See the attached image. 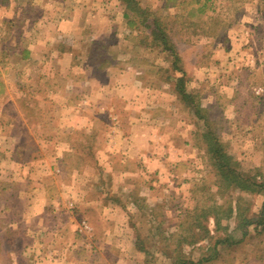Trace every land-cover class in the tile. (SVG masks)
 Listing matches in <instances>:
<instances>
[{"label":"rangeland","instance_id":"374dc122","mask_svg":"<svg viewBox=\"0 0 264 264\" xmlns=\"http://www.w3.org/2000/svg\"><path fill=\"white\" fill-rule=\"evenodd\" d=\"M31 1L0 0V264H46L47 248L31 244L50 236L36 234L29 207L35 189L43 197L47 185L56 198L39 222L65 224L71 247L77 235L70 229L81 222L78 264L103 263V250L87 239L91 223L101 236L105 219L134 224L144 264H200L202 255H212L210 264H264V0H138L147 13L122 0H68L55 11H74V40L47 38L52 11ZM87 7L100 16L78 12ZM158 17L180 69L146 26L155 28ZM137 79L149 81L148 90ZM110 105L124 132L110 127ZM137 121L149 127L155 152L169 157L166 171L144 178L160 199L137 198L139 210L128 193H140L143 181L125 171L139 163L122 148ZM209 128L245 181L262 186L225 185L208 151ZM110 139L120 146L108 148ZM99 173L104 196L91 188ZM109 197L119 199L111 210L103 205ZM191 221H202L209 238L188 244L203 234L189 230ZM228 236L233 243L218 242Z\"/></svg>","mask_w":264,"mask_h":264},{"label":"crops","instance_id":"0c3cea01","mask_svg":"<svg viewBox=\"0 0 264 264\" xmlns=\"http://www.w3.org/2000/svg\"><path fill=\"white\" fill-rule=\"evenodd\" d=\"M69 1L68 0H32L31 3L32 4H38L40 3V5H46L48 9H51V13L49 14V10L46 9L44 12L46 14H49V17H46V20H50L51 22H47L46 28L43 29V32L45 34H47V38H51V39H58V38H69L72 39V36H75V34H77V36L79 35L78 30L80 29L77 28L75 29V25L76 22L74 23V20L76 19V15L74 18V11H67L66 15L64 16L65 11H62L61 13H57L56 8L59 9L58 5H62V4H67ZM70 3V2H69ZM4 4V3H3ZM93 5H94V1H93ZM6 6L7 3H5V9H4V13H6ZM66 7V6H65ZM55 8V9H54ZM61 8V7H60ZM90 8H93L91 10H89ZM98 7H87V8H83V9H78V12L80 13H86L89 15V17L94 21V19L98 18L100 16V12L96 11ZM53 9V10H52ZM68 9V8H67ZM84 10V11H82ZM90 11V12H88ZM59 16V17H57ZM57 17L58 19H61V22H57V20H55ZM71 22H73V24L71 25ZM49 24V25H48ZM71 25V26H70ZM45 45L47 46V43H45ZM146 49V47L144 48ZM205 70H208L207 68H205ZM207 76H211V74H207ZM138 80V79H137ZM140 82V84L138 82H136V86L143 88L144 90H148L147 88V83L149 82H145V80H138ZM133 83V82H132ZM131 83V84H132ZM167 84H170L169 82H166ZM149 85V84H148ZM83 101H86V98L82 99ZM81 100V101H82ZM85 105V104H84ZM109 111L108 115L109 117H111L113 119V126L110 125L111 128H113V132L120 133L121 131L124 132V130L121 127V122H119L117 120L118 118V114L116 113V111L114 110V108L110 105L108 106ZM102 110H105V108H101L100 112H102ZM140 113H137L136 117H140L143 115V111H139ZM186 125V124H185ZM131 131L132 134L128 133L127 136H125L124 140H122V142L125 143V145L122 148H130V156H132L131 160H137V162L139 163V165H137L136 167H131L130 169H125V171H129L131 172L136 178H140V180L143 181V188L141 190H139L140 193H135L132 189V191L130 193H128L129 195V203L135 207V210H139L138 206V202L136 201V199L138 198L140 201H148V200H159L160 196L157 193V190H155V186H153L151 184L150 181H147L146 179H144L147 176V172H151L153 174H155V176H159L158 174L163 173V171H166V165L169 164V157L168 156H160L159 153H156L154 148L151 147L152 145H150V135H149V127L144 124L142 121H137L131 124ZM141 133V134H140ZM123 137V136H122ZM128 137L130 138L128 140ZM114 138H118V135H115ZM121 142V141H120ZM119 142H117V140L114 139V142L112 141V139L109 140V143H106V146L108 148H112L115 147L117 148L118 146H120L118 144ZM166 144V143H165ZM168 147L171 148V143H168ZM117 146V147H116ZM152 150V151H151ZM163 162V163H162ZM164 162H166L164 164ZM162 165H165L164 167H162ZM147 167V169H145V167ZM112 169V168H111ZM115 173V172H114ZM101 176L97 179V181H95L93 183L95 191L100 194V196H104L105 194L103 193V185H102V181L105 182L104 179H102V173H99ZM149 175V174H148ZM116 176V175H114ZM112 177V176H111ZM110 177V178H111ZM138 179H136L135 182H137ZM150 185H149V183ZM155 184V183H154ZM44 196L41 197V189L36 188L34 193H33V198L31 201V206L29 208H31L32 210V214L36 217H34L35 219L31 222V223H35L36 224V229H38L36 231V234H38L39 232H46L47 235L50 236V239H48L45 243V245H43L42 242V235L41 237H39L40 239L36 238L31 246H32V250L35 251V248H37V251H40V249H44L45 247L47 248V250H43L41 252H45V255L43 258H47V260H45L46 264H67V262L65 261V259H69L71 260L72 264H78V260H80V258L77 256L79 253L80 249H75L76 247H78L81 243H83L85 240L83 238H80V236L78 235L77 232H82L80 230V225L81 222H78V220H76V223L74 225H72L71 227V232L73 231L75 233V235H77V237L74 239V241L71 243L73 244V246L71 247L70 245L68 246L66 243L67 238H68V233L69 231L66 228L65 224H60V225H41L42 223L39 222L40 219V215L41 213L44 211V205H50L51 203L54 202L56 195H55V191L53 189V185H47L44 188ZM134 193V194H133ZM111 194H114V192L111 191ZM159 196V197H157ZM140 197V198H139ZM39 198V199H38ZM118 199V197H117ZM115 198L111 199V197H109V200L103 204L106 208L110 207V210L115 206L116 207V203L114 204V200L115 201H119V199L117 200ZM61 201H63V197L61 196ZM94 200H92L91 202H93ZM64 202V201H63ZM160 202V201H159ZM69 203L71 204L72 202L69 201ZM113 203V204H112ZM103 205H101V208L103 207ZM93 206V207H98V204H92V205H88ZM100 208V209H101ZM105 208V209H106ZM118 209V208H117ZM127 213H129L130 211L127 210V207L124 208ZM133 212V211H132ZM131 213V212H130ZM112 214V213H111ZM132 214V213H131ZM113 215V214H112ZM38 219V221H37ZM91 223V222H90ZM92 234L90 235L91 237H89L87 239V241L90 243H94L96 245H99V247L103 250L101 251V255H100V262L101 260L103 261V263L100 264H144V260H145V256L142 254L141 249H142V241L138 240V238L135 235V226L134 224L130 223L129 220L126 221V223H121L119 224V222L117 221H109L107 219H105V221H103V226L101 230V236L98 232V228L95 227L92 223ZM180 225V221H178V223H176V226ZM35 226V225H32ZM51 229V230H50ZM119 230H125L124 232H120ZM97 231V235L95 236ZM82 235V234H81ZM37 236V235H36ZM100 236V237H99ZM82 240V242H81ZM40 243L39 245L37 243ZM76 243V246H74ZM0 244H6V241L1 242ZM74 248V249H73ZM72 249L71 254L65 255L64 252H68V250ZM81 251V250H80ZM53 254V256H52ZM55 255V256H54ZM52 256V257H50ZM206 256H201V260L204 259ZM14 260H17L16 257H13ZM52 259V260H51ZM193 261H195L194 259H192ZM199 260V259H198ZM75 261V263H74ZM211 261V260H209ZM209 261L206 260H202V262L200 264H210ZM17 264V263H16Z\"/></svg>","mask_w":264,"mask_h":264},{"label":"trees","instance_id":"16d2710c","mask_svg":"<svg viewBox=\"0 0 264 264\" xmlns=\"http://www.w3.org/2000/svg\"><path fill=\"white\" fill-rule=\"evenodd\" d=\"M122 1L125 3L126 7L130 8L132 11H133V9L139 10L142 8V6L140 5L138 0H122ZM169 1H173V0H167L166 4H168ZM140 11L142 13H147V9H145V8H142ZM126 15H129L128 12L125 13V16ZM159 19H160L159 17L153 19V20H155V23L157 21L155 28L152 27L151 23H148L146 26L148 28L152 29V33L155 36L157 44L163 46V49H162L163 51L171 50V52L174 56L173 67L175 66L176 69H180V68L176 67V65L179 61V56L177 53H175L172 50V47L169 44L170 37L167 36L166 31L164 30V27H161V25H160L161 23L159 22ZM144 20L146 21V19H144ZM176 80L178 81V87L180 86V88H178L177 84H176L175 90L178 92V95L180 96L181 99H182V96H183V98L184 97L186 98L187 94L184 91L183 78L182 77L176 78ZM214 131H215L214 129L209 128V129H207L208 133L205 135L207 140H208V151L213 156V160H214L213 166L217 170V172H218L217 174L220 176V178L224 180L223 182L225 183V185L227 187L235 186L236 188L247 189V190H255V189H253L254 187L262 186V185H257L256 182L247 183L245 181L246 180L245 177L236 170L235 166H233L232 160L230 159V157L226 154V152L224 150L225 149L224 144L221 143L219 138L215 135V133H213ZM193 221H195V220H193ZM183 222H187V221L184 220ZM248 222H250V221H248ZM248 222H247L246 226H248ZM197 223H199V224L193 223L191 221V224L189 226V230H193V229L194 230H200L203 234H200V236L194 240L185 239L188 244H194V243L198 242L199 240L210 236V235H208V233H209L208 227L203 225L202 221L197 222ZM252 223H254V222H252ZM260 223H261L260 221H255L254 224L256 225V227H258V225ZM239 240H241V239H236L234 242H237ZM225 241H227L229 243L230 242L233 243V239L230 238L229 236L222 239V240L221 239L218 240V242H225ZM212 259H214V258H212V255H211V257L206 256L202 260L209 261ZM202 260L200 262H202ZM187 263L188 264H198L199 262L197 263L193 260L192 261L190 260Z\"/></svg>","mask_w":264,"mask_h":264},{"label":"built area","instance_id":"2783aa9c","mask_svg":"<svg viewBox=\"0 0 264 264\" xmlns=\"http://www.w3.org/2000/svg\"><path fill=\"white\" fill-rule=\"evenodd\" d=\"M84 226H85V228H86V229L90 230V228L88 227V225H87V224H85Z\"/></svg>","mask_w":264,"mask_h":264}]
</instances>
